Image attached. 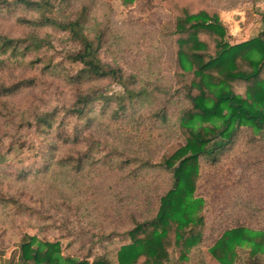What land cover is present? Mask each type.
<instances>
[{"label": "trees", "instance_id": "16d2710c", "mask_svg": "<svg viewBox=\"0 0 264 264\" xmlns=\"http://www.w3.org/2000/svg\"><path fill=\"white\" fill-rule=\"evenodd\" d=\"M117 1L126 8L137 2ZM150 1L174 17L173 88L188 104L175 124L169 99L147 113L135 108L165 90L134 88V75L101 61L111 10L104 0H61L64 21L51 15L19 18L25 29L20 36H0V168L20 166L14 174L0 173V206L32 221L39 211L21 202V193L2 192L5 185L24 191L50 177L49 188L61 199L63 185L80 195L89 173H108L115 185L125 186L128 223L122 233L89 240L83 257L64 253L85 244L63 225L65 247L59 240L23 235L17 264H190L202 247L219 264H264V13L256 37L229 45L209 0ZM55 2L14 0L37 11ZM10 6L0 0V13ZM55 34L70 45L61 56L52 42ZM41 78L65 84L71 99L45 108L13 105ZM102 82L118 85L122 95L99 93ZM176 137L183 146L160 157ZM27 158L44 161L27 167ZM225 159L234 170L223 172ZM205 168L223 173L204 176ZM43 193L36 200L40 205L48 196ZM208 212L223 223L208 224ZM35 220L32 227L40 232L43 218Z\"/></svg>", "mask_w": 264, "mask_h": 264}, {"label": "rangeland", "instance_id": "374dc122", "mask_svg": "<svg viewBox=\"0 0 264 264\" xmlns=\"http://www.w3.org/2000/svg\"><path fill=\"white\" fill-rule=\"evenodd\" d=\"M8 1L11 6L0 13V36L10 38L20 36L25 29L17 24L16 19L19 18L36 21L41 15H51L59 21H64L60 11L63 8L61 0H56L52 7H42L38 11L24 9L16 5L14 0ZM104 1L111 10L107 25L109 31L107 37L103 38L105 43L99 53L101 61L112 66L118 65L125 75H134L136 77L134 88L158 87L165 90L166 95L160 93L156 100L150 99V102L135 106V108L140 113H147L155 106L159 107L163 104L164 99H169L171 123L175 124L181 111L188 104L183 92L175 93L173 88L174 55L172 37H170L174 23L172 13L167 8L154 6L150 0H137L131 8L124 7L121 1ZM209 3L218 12L219 20L226 29V42L229 45L253 39L263 30L261 19L264 13V0H209ZM52 42L55 51L60 53V56L62 55L60 51L70 47L66 38L61 34H55ZM60 56L56 55L57 61ZM16 75L31 77L34 74L16 72ZM40 81L36 89L15 97L12 100L13 105L19 107L34 105L45 108L66 103L71 99L72 91L57 79L41 78ZM97 89L99 93L109 97H118L123 93L118 85L110 82L99 83ZM182 146V140L177 137L173 138L163 147L159 156L170 157ZM42 161L44 159L27 158L24 160L27 167L39 166ZM231 164L230 159H225L220 167L225 173L228 169L234 170ZM19 169V165L6 164L0 168V173L14 174ZM222 170L212 168L208 171L205 168L203 174L207 176L214 173L216 178H219ZM112 177L113 175L108 173L91 172L79 187L80 195H76L77 190L65 185L62 190L58 188V193L63 195L61 199L58 194H53L54 188H49L54 184L50 177H47L43 185L36 182L24 191L14 184L13 188H7L8 186L5 185L2 192L8 191L16 195L21 193L24 195L19 198L21 202H25L30 207H36L39 215L34 217L38 220L43 218L42 222H39L43 224V229L39 232L38 229L32 227L38 223L37 220L31 221L29 217L17 216L13 210L0 206V259H9L19 250V242L23 235L35 236L41 241L59 240L65 247L69 240L63 238L66 230H61V225L74 234L73 238L81 239L85 244L82 246V244L75 243L64 253L80 257L88 253L89 240L113 231L124 232L128 228L127 220L124 219L126 216L123 213L126 204L125 186L115 185ZM44 191L48 196L40 205L36 200L42 197ZM223 221L219 216L214 218L211 212L207 218V223L214 228L221 225L219 222L223 223ZM190 259V264H219L205 247L201 248L199 257H195L194 251V258L191 256Z\"/></svg>", "mask_w": 264, "mask_h": 264}, {"label": "crops", "instance_id": "0c3cea01", "mask_svg": "<svg viewBox=\"0 0 264 264\" xmlns=\"http://www.w3.org/2000/svg\"><path fill=\"white\" fill-rule=\"evenodd\" d=\"M19 259V250L13 253L9 259H0V264H16Z\"/></svg>", "mask_w": 264, "mask_h": 264}]
</instances>
